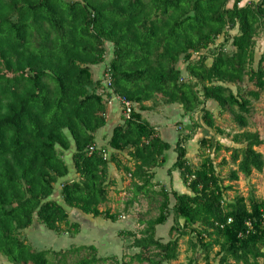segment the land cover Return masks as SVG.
I'll use <instances>...</instances> for the list:
<instances>
[{
  "label": "trees",
  "instance_id": "1",
  "mask_svg": "<svg viewBox=\"0 0 264 264\" xmlns=\"http://www.w3.org/2000/svg\"><path fill=\"white\" fill-rule=\"evenodd\" d=\"M260 31L264 0H0V254L8 264L97 262L95 253L68 261L72 252H94L92 245L36 249L21 231L36 220L56 233L77 232L67 208L115 221L116 213L101 208L114 183L109 163L131 176L134 195L159 197L158 214L134 237L138 251L119 264L176 260L179 239L188 234L195 238L191 245L202 249L188 264L198 258L210 264L214 248L219 264L264 263V197L226 198L233 185H224L218 170L234 164L227 179L237 181L239 173L249 176L264 167L256 149L263 143L258 131L243 130L251 100L264 92V45L253 66ZM100 65L109 85L94 78ZM245 81L255 89L246 90ZM111 93L134 105L129 117L112 127L107 144L113 151L104 156L106 148L94 137L106 124L105 96ZM209 100L233 113L241 129L231 138L237 146L219 141L213 146L201 137L200 162L192 165L185 142L202 126L193 120L189 132L177 135L168 171L178 170L188 190L155 189L153 169L163 165L171 144L141 112L160 101L176 103L189 117L199 110L207 127L222 132L206 107ZM221 149L229 158L215 163ZM67 150L76 177L60 183L59 201L51 195L70 171L62 155ZM120 151H126L130 165L117 158ZM170 216L169 231L175 233L162 241L155 237L156 226Z\"/></svg>",
  "mask_w": 264,
  "mask_h": 264
},
{
  "label": "rangeland",
  "instance_id": "2",
  "mask_svg": "<svg viewBox=\"0 0 264 264\" xmlns=\"http://www.w3.org/2000/svg\"><path fill=\"white\" fill-rule=\"evenodd\" d=\"M234 32L235 30L230 31V33ZM221 40V36L218 37L215 44H213L211 47H215L219 42H221ZM263 45L264 31H260L256 36L255 57L253 61L254 67L259 55L261 54ZM106 47L107 50L105 56L106 59H109L111 55V46L108 44ZM225 47L229 51L232 50L230 43H226ZM202 52H204V50ZM207 63H210V59L207 60ZM178 67L181 69L182 78H187L185 63L179 61ZM97 71H99V69L93 70L94 78H99ZM230 87L235 90L234 86L230 85ZM244 88L246 90L255 89L254 85L248 81H245ZM147 103L151 104V101H148ZM162 106H165V104L160 101L149 110H153V114L155 112H162ZM206 107L209 108L214 114L215 124L219 129L222 130L223 133L217 131L215 128L207 127L201 120V112L196 110L192 114V117H189L188 119L186 118L184 120L185 123L183 121L173 123V129L170 133L171 138L169 137L170 141H168L169 143L172 141L174 144V140L177 138L178 134H185L189 132L193 120L199 122L202 126L194 128V133L197 136L196 142H190L187 140L190 144L187 145L189 151V153L187 151V157L194 166L198 165L200 162V147L198 144L199 138L209 137L213 143V146L218 141L223 145L237 146V144L234 143L231 138L234 133L241 130L238 124L235 122L233 113L231 111L221 110L217 103L212 100L206 102ZM145 113H147V111H145ZM167 116L168 114L164 115V117ZM247 120L248 125L243 128V130L247 129L250 131H258L263 143L256 149L262 153L264 158V92L260 93L258 99L251 100V109L250 113L247 115ZM198 128H201L200 131ZM101 146L107 149L105 144ZM109 151L111 152L113 150ZM210 151L212 153L213 149L211 148ZM173 154L175 159V151L172 148L165 151L166 159L170 158ZM62 155L68 164L70 171L66 177L60 178L55 184L51 198L56 200H59L60 183L63 180L76 177L74 169L72 168V162L70 161L71 150L64 151ZM117 158L122 163H124V165L131 164L126 151L118 152ZM222 158L228 159L229 151L227 152L224 149H221L216 154L214 162L218 163ZM233 168H235V165L231 163L218 167L220 176L223 178V184L233 185V189L226 192V198L230 199L236 193L242 194L245 197H264V167L260 172L255 170L252 171L249 176H244L243 174L239 173V179L237 181H229L227 179V175L228 172ZM167 169L165 166L155 167L153 169L154 177L152 181L156 184L154 188L159 189V187L163 185L168 191L170 189H175L179 192L187 191L188 189L182 185L181 181H179L178 184L177 182H174L175 180L172 179L171 173L169 174V170ZM109 177L114 180V183L109 189L108 202L105 205H102L101 208L109 207L111 212L116 213L117 219L115 221L104 219L102 217H92L91 215L83 214L74 208H67L69 220L71 222L78 223L77 232H74L73 230L56 233L54 231L48 230L43 224H40L34 220L30 227L21 231V236L27 243L36 249H50L58 251L80 245L94 246V252L88 249H83L78 252L70 253L68 261H75L83 256H90L92 253H95L96 256L99 257V260L92 264H119L120 262L129 261L130 256L139 249L133 244L134 237H140L142 235V230L147 224L146 220L153 218L158 214L159 197L153 196V198H150L144 196L143 194L134 195V187L131 176L127 172L117 169L113 163H109ZM171 225L172 218L170 216L164 224L156 226L155 237L162 241H166L169 237H172L175 232L173 231L170 233L169 228ZM192 242L195 243L194 235L188 234L182 236L179 239V255L177 259L169 262H163V264H188L189 259L195 258L196 254L200 253L202 250L200 247L194 248L191 245ZM215 250L216 248H214V250L210 253V264H219L218 257L214 255ZM195 261L196 264H204V261L200 258ZM0 264H8L5 257L1 254ZM130 264L147 263L132 261ZM259 264L264 263L260 260Z\"/></svg>",
  "mask_w": 264,
  "mask_h": 264
},
{
  "label": "crops",
  "instance_id": "3",
  "mask_svg": "<svg viewBox=\"0 0 264 264\" xmlns=\"http://www.w3.org/2000/svg\"><path fill=\"white\" fill-rule=\"evenodd\" d=\"M244 1H247V0H244ZM103 68L104 67H102V65L95 67V69H97V70L99 69V71H97L99 78H101L104 74ZM105 100H106V98H105ZM146 104H148V103L146 102ZM106 105H107V114H106L107 121H106V124L103 127L99 128L95 132L94 140H95L96 145H98V146H101L103 144H105V146H107L106 156H108L110 153L109 150H111V149L108 148L109 146H108L107 142H108V139L110 137L112 127L114 125H116L117 123L121 122V115L122 114H121L120 104L114 98L108 97V99L106 101ZM162 107L163 108H161V109H163V111L162 112H155L157 114H155V113L153 114V112H152L153 110L152 111L144 110V112H141V113H142V116L145 117L156 128L159 136L162 139H164L165 141H170V138H171L170 133L173 129V123L179 122V121L184 122V120L186 118L187 119L189 118V115L184 114V111H183L181 105H179V104L174 103V104L165 105ZM145 111H147V113H145ZM163 114L164 115L168 114V116L164 117ZM200 129L201 128H198L199 131H200ZM176 139L174 140V143H175ZM199 139H198V141H199ZM188 140L190 142H192V141L196 142V140H197L196 134L194 133L192 135V137ZM189 141H187L185 144L187 151H188L187 145H190ZM170 144H171V148L173 149V146H174L173 142L171 141ZM188 153H189V151H188ZM175 157H176V153H175ZM167 159L165 156V161H164L163 165H161V166H163V167L165 166V168L166 169L168 168L167 170H169V169H171V166H172L173 162L175 161L174 154L170 158H167ZM70 161L72 162V160H70ZM161 166H159V167H161ZM72 168H73V165H72ZM170 173H171L172 179L175 180L174 182H177V184H178L179 181H181L179 171L176 169L175 170L173 169V170H171ZM60 199L61 198H60V194H59V200Z\"/></svg>",
  "mask_w": 264,
  "mask_h": 264
},
{
  "label": "built area",
  "instance_id": "4",
  "mask_svg": "<svg viewBox=\"0 0 264 264\" xmlns=\"http://www.w3.org/2000/svg\"><path fill=\"white\" fill-rule=\"evenodd\" d=\"M103 78V83L105 85H109V74L108 72H106L104 70V74L102 76ZM110 98H114L116 101H118V103L120 104L121 107V121H122V117L124 118H128L131 112V108L134 105V103H132L131 101L127 100L124 96L121 95H115L113 93H111L109 95ZM106 98V96H105ZM108 99V97L106 98ZM94 149V146H89V151H92ZM101 153L106 156V150L105 149H101Z\"/></svg>",
  "mask_w": 264,
  "mask_h": 264
}]
</instances>
